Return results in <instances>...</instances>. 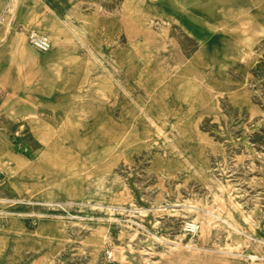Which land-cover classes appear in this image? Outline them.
Returning a JSON list of instances; mask_svg holds the SVG:
<instances>
[{
	"label": "rangeland",
	"instance_id": "374dc122",
	"mask_svg": "<svg viewBox=\"0 0 264 264\" xmlns=\"http://www.w3.org/2000/svg\"><path fill=\"white\" fill-rule=\"evenodd\" d=\"M13 2L0 264H166L169 243L264 264V0Z\"/></svg>",
	"mask_w": 264,
	"mask_h": 264
},
{
	"label": "bare ground",
	"instance_id": "6f19581e",
	"mask_svg": "<svg viewBox=\"0 0 264 264\" xmlns=\"http://www.w3.org/2000/svg\"><path fill=\"white\" fill-rule=\"evenodd\" d=\"M16 4H17V0H14V2H13V4H12V7H11V11H13L14 10V8H15V6H16ZM10 7V6H9ZM8 26V25H7ZM6 26V31L8 30V27ZM49 37V36H48ZM49 39H50V37H49ZM25 47H26V44H25ZM27 48V47H26ZM223 190V189H222ZM224 191V190H223ZM224 193V192H223ZM219 198H217V200H218ZM222 200V199H221ZM234 203V202H233ZM231 206H233V207H235L236 205V203L235 204H232L231 202L229 203ZM223 206V205H222ZM224 207V206H223ZM200 214H198V217L196 218V219H194L193 220V222H191V223H188L187 224V226L188 225H192L193 227H197V222L196 221H198L199 219H200ZM206 217H208V219H209V221H213L214 219H215V217L214 216H211V215H205ZM201 217H203V216H201ZM204 218V217H203ZM245 219H247L248 220V218L246 217ZM201 220H203V219H201ZM202 224V223H201ZM17 227V223L16 222H14L13 223V229H14V231L15 232H17V230H18V228H16ZM203 227V226H202ZM206 227V226H205ZM204 228H202V230H203ZM206 229H208L207 227H206ZM138 231V230H137ZM204 231V230H203ZM205 234V233H204ZM95 235V236H94ZM103 235V237H104V239L105 240H108V239H110L112 236L109 234V233H103L102 234ZM98 237V233H93V239L94 240H96V238ZM168 244V243H167ZM170 245H168L167 246V250H165V251H163L162 253H161V257H162V259H163V261H165L166 260V262H168L169 264H188V262H192L193 264H206L207 262H205V261H203L204 260V258H205V255H203V254H201L200 253V250H198V248L197 247H192V246H190V245H187V246H185L184 245V247L185 248H187V251H184V248L182 247L183 245H181V244H176V243H169ZM145 252V251H144ZM223 253H226V254H228V253H231V252H226V251H222ZM156 252H155V247H153V246H151V247H149V249H148V252H147V255L151 258V259H153L154 257V254H155ZM111 255V254H110ZM221 256V255H220ZM200 260H202V261H200ZM208 261V263H209V260H207ZM211 261V260H210ZM220 261V264H226L227 263V261H226V259L225 258H222L221 257V259L219 260ZM164 263V262H163ZM168 263H166V264H168ZM218 263V262H217ZM152 264H155L154 262L152 263ZM161 264V263H160Z\"/></svg>",
	"mask_w": 264,
	"mask_h": 264
},
{
	"label": "built area",
	"instance_id": "2783aa9c",
	"mask_svg": "<svg viewBox=\"0 0 264 264\" xmlns=\"http://www.w3.org/2000/svg\"><path fill=\"white\" fill-rule=\"evenodd\" d=\"M29 42L40 52H48L52 49V42L49 37L43 33L32 31L28 36ZM188 234H193L198 231L191 224L185 227Z\"/></svg>",
	"mask_w": 264,
	"mask_h": 264
}]
</instances>
